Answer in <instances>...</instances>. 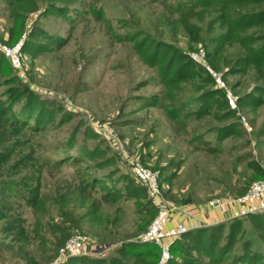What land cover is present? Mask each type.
<instances>
[{
    "label": "rangeland",
    "instance_id": "1",
    "mask_svg": "<svg viewBox=\"0 0 264 264\" xmlns=\"http://www.w3.org/2000/svg\"><path fill=\"white\" fill-rule=\"evenodd\" d=\"M12 2L0 0V42L6 43L11 35ZM200 2L78 0L68 13L72 21L45 14L49 4L41 2L40 10L29 15L18 44L31 43V34L37 33L47 39L38 45L49 47L35 57L22 49L19 65L6 56L0 70V102L11 108L0 119L8 128L0 151L5 152L0 168V264H59L64 261L61 247L78 233L89 238L98 257L108 256L104 252L109 248L111 256H118L123 246L148 230L158 210L149 198L115 202L94 182L118 170L115 179L128 174L141 183L135 172L138 162L158 174L166 200L180 209V223L217 222L228 230L236 220L225 207L218 210H225L223 218L211 215L208 222L209 202L242 197L253 183L264 180V105L234 106L249 130L242 120L241 128L231 127V120L218 122L213 116L173 121L163 108L168 101L159 70L140 60L130 40L134 34L151 36L189 56L211 50L215 43L207 23L200 24L204 42L199 45L183 31L174 35L168 26L183 9L200 7ZM255 76V71L228 76L225 85L239 100L252 91ZM13 86L30 90L55 110L56 121L27 128L29 119L17 116L24 104L11 106ZM194 87L187 85L180 93L179 105L187 112L199 106ZM5 129L0 125V132ZM221 132L231 135L222 142ZM96 147L114 158V167L101 169L84 159ZM40 200H46L44 214L37 211ZM94 210H99L103 223L89 219ZM243 227L235 252L241 253L246 241L257 252L261 240L255 225L244 219ZM235 252L220 264H239L233 261ZM160 259L161 251L155 264ZM198 264L216 263L202 257Z\"/></svg>",
    "mask_w": 264,
    "mask_h": 264
},
{
    "label": "trees",
    "instance_id": "2",
    "mask_svg": "<svg viewBox=\"0 0 264 264\" xmlns=\"http://www.w3.org/2000/svg\"><path fill=\"white\" fill-rule=\"evenodd\" d=\"M77 1L13 0L10 16L14 25L9 40L6 43L0 42V70L7 59L3 46L14 47L22 40L26 34L28 17L40 10L41 2L49 4L45 14H54L64 20L72 21L68 13L71 11L70 7ZM200 1V7L188 6L182 10L180 16L169 20L168 26L174 35L183 31L192 44L199 45L204 42L203 29L200 24L207 23L208 33L213 36L215 45L211 50H206V58L213 70L222 73L225 84L228 76H246L251 71H255V86L251 92L240 96L237 103H233L224 88L219 86L206 68L194 62L189 55L151 36L134 34L130 36V40L134 43L140 60L149 67L159 70L161 84L166 91L164 100L168 101L163 105V108L173 121L180 123L192 117L204 119L213 116L218 122L224 123L231 120V127L241 128L242 122L241 119L239 120L240 115L235 107L237 105L248 107L264 105V0ZM31 35L32 42L26 43L22 49L28 54L32 55L33 53L32 56L35 57L38 52H43L49 46L37 43V41L45 39L44 34L34 33ZM52 42L59 43L56 40H52ZM232 50L235 52H231ZM191 84L195 85L194 88L199 95L195 101L199 103V106L193 111L187 112L184 105H179L180 93L183 92L185 86ZM9 96L12 99L11 106L24 104L17 116L19 120L24 116L29 119L26 124L29 126L27 128L36 130L39 126H48L56 121L58 113L49 108L46 103L40 102L31 94L30 90L13 86ZM3 103L6 104V102ZM3 103L0 102V119L11 113V108L6 109ZM237 115L239 123L236 121ZM0 125L6 127L5 132H0V151H2L4 143L7 142L8 128L3 122ZM233 134L239 133L234 131ZM230 135L231 132L227 134L221 132L218 134V140L223 142ZM4 153H0V168L4 161ZM83 157L101 169L115 166L114 158H109L106 151L100 147L88 151ZM75 162L74 158L73 164ZM117 173H119L118 170H112L111 173L98 177L94 183L98 187L105 188L106 195H109L115 202L123 199L149 198L148 189L138 183L136 178L126 174L115 179ZM174 177L175 174L171 175L167 181L171 182ZM119 183L124 186L118 187ZM36 207H38V213L44 214L46 200H40ZM98 211L94 210L89 217L97 224L104 222ZM244 219H250L260 235L261 247L257 252L253 251V243L247 241L243 242L241 253L235 252L237 245L243 239ZM233 221L228 230L226 226L218 224L197 228L183 235L171 247L172 255L174 253L178 257L172 256L169 264H198L202 257L220 264L233 256L234 252L236 254L233 257L235 263L264 264V212ZM131 247L133 248L130 249ZM118 253V256L109 254L105 258L73 257L59 264H155L157 256L160 255V248L155 245H139L132 242L123 246ZM28 264H35V262L30 261Z\"/></svg>",
    "mask_w": 264,
    "mask_h": 264
},
{
    "label": "built area",
    "instance_id": "3",
    "mask_svg": "<svg viewBox=\"0 0 264 264\" xmlns=\"http://www.w3.org/2000/svg\"><path fill=\"white\" fill-rule=\"evenodd\" d=\"M23 42L18 44L15 48L3 46L7 56L14 59V64L19 65L20 60L18 53L22 50ZM206 50H200L190 54L191 59L204 66L211 74L214 80L224 88L227 96L233 103H237L238 98L227 88L223 82V75L211 68L206 58ZM244 126L249 130V123L245 118L240 117ZM136 175L141 184L148 189L149 200L157 208V215L147 231L138 235L135 239L137 244L155 245L160 248L161 259L158 264H169L172 260L171 247L175 241L179 240L183 235L196 228L211 227L220 223H204L200 225L188 226L187 224L174 222L180 209L176 205L168 202L164 196L162 186L159 183L158 174L150 171L140 162L135 165ZM209 207L212 210L222 209L227 207H234L232 209L233 219H241L249 215L259 214L264 212V180L253 183L247 193L234 199H219L209 202ZM63 260L66 261L73 257H98L93 249L92 243L86 236L76 234L69 238L60 249ZM111 250L107 249L104 254L109 255ZM104 256V255H103Z\"/></svg>",
    "mask_w": 264,
    "mask_h": 264
},
{
    "label": "crops",
    "instance_id": "4",
    "mask_svg": "<svg viewBox=\"0 0 264 264\" xmlns=\"http://www.w3.org/2000/svg\"><path fill=\"white\" fill-rule=\"evenodd\" d=\"M149 197V196H148ZM232 209H234V207H229L227 210L231 213L232 212ZM219 209H217V210H212V211H214V214H216V215H214L213 214V212L212 211H210V212H212V213H210L209 212V218L208 219H206L208 222H211V221H209V220H211L212 218H211V215L212 216H215V217H218V218H223L224 217V215H225V213H224V211L222 212V211H218ZM218 211V212H217ZM206 215V214H205ZM203 216V215H202ZM201 218V217H200ZM181 219V216H176L175 217V221L174 222H177V221H181L180 220ZM202 219V218H201ZM204 220V219H203ZM186 224H188V222H186ZM195 224H192V225H190V226H194ZM197 229V228H196Z\"/></svg>",
    "mask_w": 264,
    "mask_h": 264
}]
</instances>
